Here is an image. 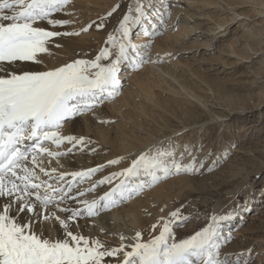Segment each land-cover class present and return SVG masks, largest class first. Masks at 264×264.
Listing matches in <instances>:
<instances>
[{
    "label": "rangeland",
    "instance_id": "obj_1",
    "mask_svg": "<svg viewBox=\"0 0 264 264\" xmlns=\"http://www.w3.org/2000/svg\"><path fill=\"white\" fill-rule=\"evenodd\" d=\"M152 2L160 11L167 9L164 24L149 9V17L134 27L133 34L143 35L157 25L159 34L143 35L141 41L152 52L166 50L163 57L168 62L160 63L180 82L159 85L147 79L144 66L121 79L118 95L112 97L121 106L118 114L106 111L103 120L89 121L91 138L95 136L92 144L99 142L94 149L103 156L100 161H106L99 172L108 170L113 157H129L120 160L122 166L117 164L121 171L157 146L174 152L182 149L202 166L197 172L164 179V195L140 215L141 239L158 235L161 217L169 219L176 209L190 217L173 225L177 241L206 227L211 216L231 212L232 218L221 222L222 235L232 237L222 244L221 254L235 255L232 260L239 264H264V0ZM132 4L133 0H71L65 11L53 16L72 23L52 27L41 21L39 25L61 32L92 27L79 35L52 38L61 47L50 44L52 55H42V61L94 59L107 47L112 56L101 63H110L118 48L106 41L109 34L120 38L116 29ZM113 8L116 11L109 16ZM101 22L104 27L97 28ZM193 26L198 29L180 39ZM179 83L192 99L182 93ZM121 143L129 149L123 151Z\"/></svg>",
    "mask_w": 264,
    "mask_h": 264
},
{
    "label": "snow or ice",
    "instance_id": "obj_2",
    "mask_svg": "<svg viewBox=\"0 0 264 264\" xmlns=\"http://www.w3.org/2000/svg\"><path fill=\"white\" fill-rule=\"evenodd\" d=\"M158 2L164 4V0ZM70 3L71 0H0V264H239L238 259L220 252L222 244L232 238L220 231L221 222L232 218L231 212L211 216L206 227L178 241L174 239L173 225L190 219L180 209L172 211L169 219L161 217L159 234L147 241L136 231L130 238L134 242L126 244L129 238L119 234L121 243L110 246L100 237L84 235L79 230V220H86L87 227L93 223L90 218L130 200L162 178L191 174L202 165L195 158L183 163L173 149L157 146L139 154L129 167L83 190L79 185L88 182L104 165L71 172L45 165L46 159L49 163L56 159L59 164L58 158L83 151L93 143L84 136L63 135L61 128L67 120L102 103V98L118 95L122 63L138 68L144 62L147 52L132 37L134 27L149 17L148 10L154 9L159 24H164L163 13L152 0H133L116 29L120 38L109 34L106 41L118 48L110 63H101L112 56L105 47L94 59H75L41 71L12 70L20 63H42V55H52L50 44L61 47L52 38L79 35L92 27L61 32L39 25L41 21L52 27L72 23L53 16ZM115 11L113 8L108 15ZM95 26L103 28L104 24ZM151 28L152 31L145 29L143 35L159 34L156 24ZM65 143L70 146L61 151ZM121 159L107 163L119 164ZM119 177V182L102 195L77 199L96 191L98 185H111ZM67 201L80 207H71ZM74 226L77 231H73ZM99 230L106 231L102 227Z\"/></svg>",
    "mask_w": 264,
    "mask_h": 264
},
{
    "label": "bare ground",
    "instance_id": "obj_3",
    "mask_svg": "<svg viewBox=\"0 0 264 264\" xmlns=\"http://www.w3.org/2000/svg\"><path fill=\"white\" fill-rule=\"evenodd\" d=\"M68 7H70V6H68ZM161 12L163 13V15L166 14V11H161ZM130 27H132V25H130ZM137 28L138 27H136L135 29H137ZM181 28L182 29L184 28L183 25L181 26ZM197 29L198 28L195 26H193L190 30L185 29V32H183L181 35H179L181 37L180 39H185L189 34L192 33V31H195ZM142 36H143L142 33L140 31H138L137 33L133 34L132 39H133L134 43L140 45L141 49H143L147 52V56L144 58V62L141 63V65L139 66V67L144 66L146 71H148L149 74H148L147 79H149V77H151L153 80H155V82H158L159 85H163L168 80H170L171 82H174V83H178L179 80H177V78L173 74V72L171 70H167L166 67H164L160 63V62H168V59L163 57L166 50H159L157 48L156 49V50H158L157 52L156 51L152 52L153 49H151L149 46H147L145 48V43H142V41H141ZM178 41H176V43ZM142 44H144V45H142ZM146 45H148V43ZM205 45L210 46L211 43L207 42V44H205ZM67 48H69V49L72 48V45L69 44V46ZM74 50L77 51L75 48H74ZM80 50H81V48H80ZM167 53H168L167 55L170 54L168 51H167ZM157 54H161V55H158V57H157L156 56ZM66 62L67 61H43L40 64L25 62V63H20L19 67L14 68L12 70L17 71V72L21 71V70L41 71V70H47V69L62 66ZM135 68H137V67H134L129 62L122 63L121 68H120V79H123V77H126L127 75L129 76L132 73L135 75V73L133 72L135 70ZM121 82H122V80H121ZM179 86H180L179 89H181V91H183L182 93H184L187 97L191 98V96L189 94V90H186V88L181 83H179ZM178 91L181 93L180 90H178ZM178 91H176V92L178 93ZM102 100H103V102L99 103L91 111L80 113L79 115L74 116L73 118L67 120L64 123V125H65L64 128H61V133L63 135H74L77 137L84 136V137L90 138L92 141V139L95 136L94 137L92 136L93 138H91V135H93V134H91V129L89 127L90 119L91 120H92V118H97V119L103 118L104 119V117H107L106 111H107V113L109 111H111V112H113V114H118L117 113V111H119L118 108L121 107L119 105V103H117L116 101H112V98H109V99H103L102 98ZM97 142H98V140H97ZM98 143L88 145L87 148H85L83 151L77 150V151H74L72 153H68L66 156L58 158L59 164L57 163L56 159H51L50 163H49V159H46L45 165L49 168H53V167L57 168L58 171H69V172L78 171V170H86L88 168L96 167L98 165H105L106 161L105 162L100 161V160H104L103 156L100 155L99 151H96L97 149L95 148V147H97ZM69 146L70 145L65 143L64 145L61 146L60 150L63 151L65 148H67ZM121 146L123 147V151H127L129 149L123 143H121ZM133 147H135V146H133ZM94 148L96 149L95 150L96 152L94 151L95 153L89 151V149H94ZM53 149H54V146H53ZM143 150H144V148H143ZM135 152H137V151L128 152V154L129 153H135ZM126 155L127 154H125L124 156H126ZM131 155L132 154H130L129 156H131ZM188 155H190V154H188ZM188 155L186 154L185 151H182V149H179L177 152L175 151V157L177 159L182 160L183 163H189L190 161H192V157H188V158L186 157ZM114 158L116 159V157H113V159ZM127 158H129V157L127 156ZM127 158L125 157V159H127ZM123 159H124V157H123ZM61 165H62V167H61ZM119 165H121V164H119ZM130 165L131 164H129L128 167ZM116 167H118L117 164L109 165L108 170L103 171V172H97L95 175H93L90 178V180L88 182L80 184L79 188L81 190L88 188L91 186L92 182L100 180L104 176L110 175L113 172H119V169L122 168V167H120V168H116ZM200 172H203V170H200ZM172 176H174V175L168 176L166 178H162L160 181H158L152 187H150V188L146 187L138 195L133 196L130 200H128V201H126V202H124V203H122L116 207H113L110 210L102 212L99 216L90 218L93 221V223L88 224L87 227H85V224L87 223L86 220H83V219L79 220L78 221V223L80 225L79 230L82 231L84 235H94V236L100 237L101 239L105 240L107 242V244L110 246H117L121 243V241L119 239V234H123L129 238L128 240L125 241L126 244L134 242V241H131L130 238L132 236H134L136 231L141 232V230H142L141 225H140V220H139L141 217L140 216L141 213L143 211H145L148 207H150L151 204L153 202H155V200L159 201L160 197L162 195H164L162 193L163 188L167 184L164 182V179L167 180L169 177H172ZM181 177H182V175H181ZM44 178H46V177L42 176V179H44ZM121 178L122 177L114 179L111 185H109V184L98 185L96 191L91 192V193H86L84 196L78 197L77 199L96 198L99 195H102L104 191L109 190L111 187H113L116 183L119 182V179H121ZM68 179H70V177H68ZM73 194H74V192H73ZM66 203L68 205H70L71 207H74V208L80 207V205L78 203H75L74 201H67ZM63 206H65V205L62 204L61 207H63ZM57 214L61 215V216L65 215L64 213H60V212H57ZM101 227L106 229V231L101 232L99 230ZM73 231H77L75 226L73 227ZM58 233H59V227L57 226V234ZM108 233H112L113 235H108ZM147 240H148V238L145 241H147ZM229 256L231 259H233V256H235V255L229 254Z\"/></svg>",
    "mask_w": 264,
    "mask_h": 264
}]
</instances>
